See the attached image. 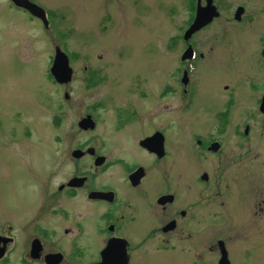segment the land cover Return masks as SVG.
Masks as SVG:
<instances>
[{
    "label": "flooded vegetation",
    "instance_id": "flooded-vegetation-1",
    "mask_svg": "<svg viewBox=\"0 0 264 264\" xmlns=\"http://www.w3.org/2000/svg\"><path fill=\"white\" fill-rule=\"evenodd\" d=\"M211 1L217 16L185 39L197 9L207 4V0H194L193 14L175 39L179 51L175 74L180 87L176 103L157 112L161 119L151 129L150 123L140 120L146 103L102 108L101 114L112 119V128L97 136L99 147L84 143L73 149L74 172L56 188L44 189L42 196L33 195L35 209L30 217L4 222L1 264H14L11 258L17 249L21 256L16 264H220L223 253L228 264H240L230 251L231 239H244L248 246L250 261L242 263L263 264V156L261 151L244 148L246 144L238 146L241 150L226 146L222 131L232 122L227 115L234 103L264 117V35H258L261 44H256L262 62L259 74H246L239 58L226 71L229 81L240 80L242 90L238 96L225 95L229 81L222 84L217 94L219 109L212 112L214 122L217 118L219 123L215 122L216 133L204 128L186 135V154L177 143L183 136L184 110L194 102L200 109L198 69L202 63L212 65V56L229 51L233 43H228L230 33L226 32L218 44L211 39L217 47L202 50L206 42L198 34L221 17L216 0ZM263 2L253 12L255 30L260 19L264 20ZM240 8L239 20L235 19L237 9L232 15L235 23H251L250 8ZM247 114L243 133L235 135L243 141L250 137L248 119H253ZM131 120L136 127H131ZM76 151L78 158L73 156ZM232 168L240 170L241 182L232 176Z\"/></svg>",
    "mask_w": 264,
    "mask_h": 264
},
{
    "label": "rangeland",
    "instance_id": "rangeland-1",
    "mask_svg": "<svg viewBox=\"0 0 264 264\" xmlns=\"http://www.w3.org/2000/svg\"><path fill=\"white\" fill-rule=\"evenodd\" d=\"M29 1L47 11V29L9 0H0V234L5 221L32 215L33 195L42 196L44 189L56 188L74 172L73 149L84 143L99 147L97 136L112 128V119L101 114L102 108L146 103L140 120L150 123L151 129L161 119L157 112L176 103L180 87L175 74L179 53L175 39L182 34L194 7V0ZM260 2L216 0L221 17L198 34L206 42L204 51L217 47L211 39L214 37L218 44L226 32L230 33L228 43H233L229 51L212 56V65L202 63L198 69L200 109L198 112L194 102L184 110L183 136L177 141L185 154L186 135L201 133L198 129L204 128H213L212 133H216L218 121L216 118L214 122L212 112L219 109L217 94L229 81L226 71L239 63L238 58L244 61L246 74H259L258 64L262 62L256 44H261L257 39L264 35V20L260 19L255 30L257 16L253 12ZM242 6L249 7L248 15L253 16L247 25L232 18ZM56 48L68 55L73 70L71 81L65 85L54 83L49 74ZM229 86L225 95L238 96L242 90L236 78ZM243 100L239 98L241 104ZM230 108L227 116L232 122L222 131L223 143L231 149L241 150L243 147L238 146L246 144L248 150L261 151L264 163V117L237 103ZM90 111L97 129L83 131L78 123ZM245 111L249 113L246 116L253 115L248 119L247 141L235 136L244 131ZM231 172L241 182L240 170L232 168ZM262 235L264 245V230ZM229 247L240 264L244 259L250 261L244 239H231ZM17 251L11 258L14 264L20 261Z\"/></svg>",
    "mask_w": 264,
    "mask_h": 264
},
{
    "label": "water",
    "instance_id": "water-1",
    "mask_svg": "<svg viewBox=\"0 0 264 264\" xmlns=\"http://www.w3.org/2000/svg\"><path fill=\"white\" fill-rule=\"evenodd\" d=\"M10 2L15 7L21 8V9L27 11L33 17L40 19L42 21L43 25L45 27H47V20H46L45 12L41 8L30 3L28 0H10ZM199 8L197 9L196 18H195L193 24L186 31V33L184 35L185 39H188L194 32L201 29L204 25L211 22L212 19L217 16V12H216L215 8L212 6L211 0H207V4H206L205 8H200V9ZM241 12H242L241 8H239L236 11V13H235V16H236L235 19L236 20H239V16H240ZM50 74L54 78L55 82L60 84V85L67 84L71 81L72 70L69 67L68 58L66 57L65 54H63L60 51L59 48H56V50H55L52 66L50 68ZM65 97L67 98V95H65ZM262 112L264 113V110H262ZM78 126H79V128H81L83 130H88V129L94 128V123L91 120L90 116H87L85 119H83L81 122H79ZM156 137H158V136L156 135ZM145 142H143V144L147 145ZM146 147L148 148V145ZM77 152L78 151H76L73 154V156L78 158V157H80V154H77ZM99 160H100V162L102 161V159H99ZM96 164L100 165L101 163H96ZM1 241H2V238L0 237V243H1ZM3 255H4V242H3V246L0 247V259L3 257ZM221 259H222V261L220 262V264H228L225 261V259H226L225 253H223ZM49 260H51V258L47 259V261H49ZM53 261H59V259L53 258Z\"/></svg>",
    "mask_w": 264,
    "mask_h": 264
}]
</instances>
